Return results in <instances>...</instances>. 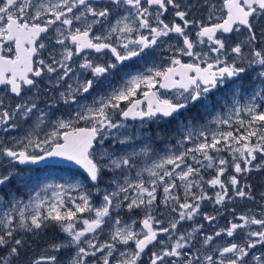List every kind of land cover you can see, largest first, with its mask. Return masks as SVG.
Here are the masks:
<instances>
[{"label":"snow or ice","instance_id":"1","mask_svg":"<svg viewBox=\"0 0 264 264\" xmlns=\"http://www.w3.org/2000/svg\"><path fill=\"white\" fill-rule=\"evenodd\" d=\"M253 173L264 0H0V264H264Z\"/></svg>","mask_w":264,"mask_h":264},{"label":"flooded vegetation","instance_id":"2","mask_svg":"<svg viewBox=\"0 0 264 264\" xmlns=\"http://www.w3.org/2000/svg\"><path fill=\"white\" fill-rule=\"evenodd\" d=\"M128 63L130 65V67L128 69H126V71H136L139 68L143 67L142 64L134 62V61H130ZM118 79H119V77L114 78V80H118ZM248 83H249V78L246 77L243 81V84L245 87H247ZM213 103H215L214 99H213ZM196 113H197V110L193 109L191 115L195 116ZM171 127H174V124ZM262 177H264V175ZM254 190L258 193L261 189L256 188ZM215 207L218 208L219 206H215ZM228 207L234 208L236 211V214H240L242 212H246L249 208H255L257 206L252 204L251 202L243 201V200L236 198L234 200V202L232 204H230ZM202 212L217 216L216 221L213 222V224L215 225V228L213 227V225H210L206 221H203L202 216L199 217L201 220L200 223L204 224L203 231L205 232V234L214 235L215 230H218L221 227H227L228 221L233 219V214L231 211L225 210L222 215H218L217 212L214 210V206L208 202H204V204L202 206ZM253 227H255V226H253ZM216 239L217 240H223V241H227L228 239H234L235 241L239 242L241 237L239 235H236L234 238H227L225 236V237L216 238ZM256 251L257 252L260 251L259 247L256 249Z\"/></svg>","mask_w":264,"mask_h":264},{"label":"rangeland","instance_id":"3","mask_svg":"<svg viewBox=\"0 0 264 264\" xmlns=\"http://www.w3.org/2000/svg\"><path fill=\"white\" fill-rule=\"evenodd\" d=\"M197 113H198V111H197ZM199 115L200 114H198L195 117L198 119L199 118ZM36 175L39 178H41V179L47 178L49 181L59 182L60 178L62 176H64L65 173L62 172V171H58L57 169H55V170H49V171H45V172L40 171L39 173H36ZM262 176H263L262 174L253 173L251 175V177L249 178V182L254 186V189H256V188L261 189V187H262L261 181H262V179H264V177H262ZM15 185H16V182H15V180H13L12 187L15 188ZM4 194L6 195L7 193L5 192ZM198 220H199V222L201 221L200 218H198ZM51 231L52 230H50V233H49L50 235H51ZM36 251L38 252L39 249L37 248ZM61 255L63 256L64 253H61Z\"/></svg>","mask_w":264,"mask_h":264},{"label":"water","instance_id":"4","mask_svg":"<svg viewBox=\"0 0 264 264\" xmlns=\"http://www.w3.org/2000/svg\"><path fill=\"white\" fill-rule=\"evenodd\" d=\"M49 164H57L56 162H49ZM44 165V164H43ZM39 166H42V164L41 165H39Z\"/></svg>","mask_w":264,"mask_h":264},{"label":"bare ground","instance_id":"5","mask_svg":"<svg viewBox=\"0 0 264 264\" xmlns=\"http://www.w3.org/2000/svg\"><path fill=\"white\" fill-rule=\"evenodd\" d=\"M199 113H196V115L195 116H197Z\"/></svg>","mask_w":264,"mask_h":264}]
</instances>
